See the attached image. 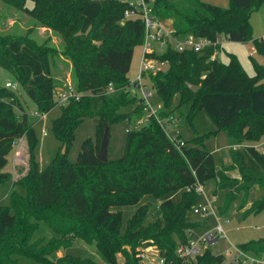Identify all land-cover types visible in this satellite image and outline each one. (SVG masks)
<instances>
[{
	"label": "trees",
	"instance_id": "1",
	"mask_svg": "<svg viewBox=\"0 0 264 264\" xmlns=\"http://www.w3.org/2000/svg\"><path fill=\"white\" fill-rule=\"evenodd\" d=\"M4 1L61 34L66 54L75 63V88L88 91L61 106L62 113L51 122L55 138L70 150L75 129L86 118L95 121V136L82 141L74 162L67 157L69 151L58 150L50 164L40 170L33 153L38 143L35 129L29 124L27 113L16 116V91L5 85L0 88V182L10 178L3 168L15 141L24 137L31 151L27 175L13 183V187H22L24 192L11 188L9 203L0 204V264H17V255L47 263L41 259L49 252L42 255L32 240L40 222L58 235L48 243L57 242L55 249L68 248L71 240L80 239L93 243L105 264H140L135 248L149 244L157 246L160 256L174 258L179 243L196 238L216 223L214 214L193 213L195 205L206 201L195 190V184H203L212 176L216 179L213 195L218 190L225 191L220 213H225L240 195L237 210L243 216L264 210V194L247 206L252 190L264 187V151L248 143L232 148L231 163L216 170L212 144L217 136H223L224 144L229 146L258 142L263 137L264 62L249 55L254 70L249 75L234 54H228L227 63L215 58L220 44H208L199 51H179L169 43L161 53L145 54L146 58L168 64L164 72L157 69L153 74L144 73V79H149L161 100L159 115L172 114L174 111L168 108L177 97L178 105L190 110L185 117L187 123L193 125L197 113L205 111L216 128L186 138L178 149L157 121L150 118L140 128L126 129L122 156L102 162L97 155L105 129L109 133L112 125L131 124L143 115L142 99L125 91L134 50L145 40L141 14L135 12L126 17V10L135 9L127 0H31L30 8L27 0ZM262 1L228 0V6L222 7L202 0H152L151 9L154 17L172 20L173 38L191 35L214 42L223 34L229 41H251L255 53L264 58V38H251L248 20L250 12ZM0 67L14 76L41 114L56 106L48 48L25 38L7 39L0 42ZM187 82L198 85L197 91L190 90ZM109 83L113 87L110 93ZM130 104H135L131 111L123 110ZM232 171L240 177L228 176ZM144 195L161 200L163 219L143 224L149 212L148 205L143 204L121 232L122 210L113 207L135 205ZM238 246L253 255L264 253L263 238ZM118 254L123 261L118 260ZM48 261L96 264L92 258L66 253L52 263ZM195 264H224V256L207 248L197 256Z\"/></svg>",
	"mask_w": 264,
	"mask_h": 264
},
{
	"label": "rangeland",
	"instance_id": "2",
	"mask_svg": "<svg viewBox=\"0 0 264 264\" xmlns=\"http://www.w3.org/2000/svg\"><path fill=\"white\" fill-rule=\"evenodd\" d=\"M127 1L138 4L142 0ZM202 1L222 7L228 6V0ZM32 4L33 2L31 0H27L26 6L28 8H30ZM248 20L251 27V38H264V1H262L256 9L250 12ZM161 28L163 30V37L151 43V52L161 53L165 50L167 44L170 43V45L173 46L176 43V39L171 36V33H168L170 30L169 27L168 29L166 27L167 31H165L163 25H161ZM13 37L25 38L31 40L36 46L48 48L52 61V73L55 80L54 99L56 101L66 92H73L79 97L81 95L88 94V91L76 90L77 78L73 73L75 63H73V61L66 54V43L63 40L61 34L47 26L42 25L25 10L17 9L6 3L4 0H0V42ZM251 46V41L244 43L226 40L221 43V48L215 53V58L221 63H227L228 54H234L246 73L253 75L254 70L252 62L249 59V55H252L259 63H263L264 58L262 55L257 53H251ZM143 52V45L137 46L134 50L130 71L127 75L130 81H133L138 75ZM151 72L153 74L156 72V70ZM7 81L11 83H17L11 73L0 67V88L3 87ZM144 82L147 86V90L152 92V96L148 98V100L153 107H157L160 110L162 108L161 100L155 90L152 88V85L146 76ZM14 90L16 91L15 93L19 100V106L14 108L15 114L17 117H20L21 114L27 113L28 122L35 129L36 136L38 138V143L35 146L33 153L35 160L38 163L39 169H45L53 160L56 152L58 150L61 152L63 147H65V151H69L67 155L68 159L71 162H74L77 153L80 150L82 141L89 137L94 138L95 121L91 118H86L76 127L75 139L72 142L71 149L69 150L55 138L51 130L52 120L62 113L61 106L56 104V106H54L50 111L41 114V112L37 110L36 104L26 95V92L22 86L17 84V87L14 88ZM177 101L178 98H174L172 105L168 109L173 110L174 112L172 114L178 118L177 124L183 139H189L195 135L206 134L215 130V124L208 117L205 111H200L197 113V115L193 118V125L187 123L185 117L189 114L190 110L186 105H178ZM134 106L135 104H130L124 107L123 110L131 111ZM149 119L150 118H148L145 111L143 110V115L131 124H127V122H121L112 125L109 132L108 158L116 159L122 156L124 151L126 129L128 127L134 126L136 128H140L144 126ZM215 136L217 135L215 134ZM245 143L254 144L258 150L264 151V135L258 142H241L237 146H229L224 144L223 136H217L214 138L212 144L214 145L213 157L215 169H219L222 164H230V150L232 148H242L244 147ZM30 155L31 151L28 148L25 138L22 137L16 140L13 144L12 150L7 156L8 164L3 168L4 172H7L10 178L7 182H0V204L9 203V196H11L10 190H12L11 188H15L21 193L24 192L22 187H13V183L27 175L29 170ZM227 174L233 178L240 177V174L237 171H232ZM202 185L204 189V197L208 200H211V197L213 196V190L216 189L215 177L212 176L211 178L207 179ZM263 194L264 187L254 188L248 197L247 206H249V204H251L256 199L260 198ZM224 196L225 191L218 190L216 194V200L212 201L211 203V208L214 211L215 218H217L218 221L223 225L224 235L226 238L221 239L218 244L210 246L209 248L213 252H233V246H238V244L246 243L251 240H257L261 238L264 239V210L259 213L243 216L241 212L237 210L242 199V196L240 195L234 202L230 204L225 213H220L219 207L223 204ZM160 201L161 200L155 198L152 195H144L135 205L113 207V209L122 210L121 232L124 231L127 220L130 218V216L135 212L138 206L143 204L148 205L149 211L143 221V224H148L150 221L163 219ZM53 238L59 237L55 232L51 231L47 226H45L44 223L40 222L37 225V229L33 233L32 240L37 242L36 247L42 251V255L49 252L47 255L42 257L41 262H47L46 264H48V260H50L52 263L55 261V258L66 253L70 256L92 258L96 261V264H105L96 253L95 245L93 243L87 244L80 239H73V241L71 240L72 243L70 247L64 248L59 246L55 249L57 242L48 244L53 240ZM125 248L128 249V251H131L129 245H125ZM135 251V256L137 257L140 264H153L158 260V257H160L158 253L159 250L154 244L137 246ZM15 257L17 258V264H41L24 256L17 255ZM118 260H124L121 254H118Z\"/></svg>",
	"mask_w": 264,
	"mask_h": 264
},
{
	"label": "built area",
	"instance_id": "3",
	"mask_svg": "<svg viewBox=\"0 0 264 264\" xmlns=\"http://www.w3.org/2000/svg\"><path fill=\"white\" fill-rule=\"evenodd\" d=\"M151 1L152 0H142L138 4L129 2V4L131 6H134L135 9L125 11L126 17L134 15L135 12H139L143 19L145 28V40L143 44L144 52L139 65L138 75L133 81L129 82V85L125 88V91L130 92V94L136 95L142 99L143 110L145 111L148 118H154L168 140L176 148L179 149L184 145L185 139L181 137V132L179 131L180 129L177 124L178 118L173 114H169L166 117H161L159 115V108L153 107L148 100V98L152 96V92L147 90V86L144 82V73L159 69V63L153 59L146 58L145 54L151 53L152 42H155L163 37V30L159 23V18H156L152 15ZM175 39L176 43L174 44V47L179 51L185 49H193L195 51H199L205 45H221L223 41L228 40V38L223 34L218 35L214 42L197 39L191 35ZM212 58H214V56H212ZM17 84L18 83H11L7 81L5 83V86L14 89L17 87ZM107 92H113L111 83L108 84ZM73 97L77 99L79 96H77L73 92H66L60 98H58L56 102L57 104L62 106L65 105L68 100ZM194 188L197 192L201 194L204 193L203 185L200 182H197ZM187 190H190V187H187ZM215 200L216 196L213 195L211 197V200L206 199L205 203H198L193 207V213L200 216L214 214V211L211 208V203ZM215 220L216 223L211 229L201 233L194 239H188L184 243H179L176 247L174 258H165L163 256H160L158 257V260L153 264H195V262L197 261V256L203 254V252L210 246L218 244L221 239L226 238V236L224 235L223 225L218 221L217 218H215ZM232 251L233 252L226 251V253H214H220L224 256V264H264V253L260 256L253 255L242 250L239 246H233Z\"/></svg>",
	"mask_w": 264,
	"mask_h": 264
},
{
	"label": "water",
	"instance_id": "4",
	"mask_svg": "<svg viewBox=\"0 0 264 264\" xmlns=\"http://www.w3.org/2000/svg\"><path fill=\"white\" fill-rule=\"evenodd\" d=\"M168 69V64L167 63H159V70L162 72L166 71ZM187 87L192 90L193 92H196L198 89V85L191 84L189 82L186 83ZM108 143H109V133H108V128L105 129L103 138L100 143V149L98 152V159L102 162L107 161L108 159ZM65 147L62 148V153H64Z\"/></svg>",
	"mask_w": 264,
	"mask_h": 264
},
{
	"label": "crops",
	"instance_id": "5",
	"mask_svg": "<svg viewBox=\"0 0 264 264\" xmlns=\"http://www.w3.org/2000/svg\"><path fill=\"white\" fill-rule=\"evenodd\" d=\"M159 23H160V25H163L164 26V29H165V31H167L166 30V27H167V29H168V27H169V31H168V33H171L172 31H173V27H172V20L171 19H164V20H162V19H159ZM165 24H166V26H165ZM251 53H255V49H254V47L253 46H251Z\"/></svg>",
	"mask_w": 264,
	"mask_h": 264
}]
</instances>
